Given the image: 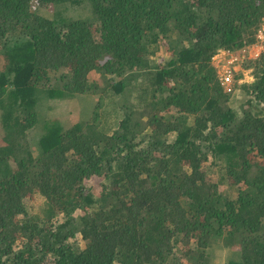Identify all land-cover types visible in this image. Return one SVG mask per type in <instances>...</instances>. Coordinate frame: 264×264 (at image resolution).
<instances>
[{"label":"trees","instance_id":"1","mask_svg":"<svg viewBox=\"0 0 264 264\" xmlns=\"http://www.w3.org/2000/svg\"><path fill=\"white\" fill-rule=\"evenodd\" d=\"M263 18L264 0H0V264H264V49L230 91L212 62ZM75 96L86 119L47 114Z\"/></svg>","mask_w":264,"mask_h":264},{"label":"rangeland","instance_id":"2","mask_svg":"<svg viewBox=\"0 0 264 264\" xmlns=\"http://www.w3.org/2000/svg\"><path fill=\"white\" fill-rule=\"evenodd\" d=\"M47 12L50 11V9L46 10ZM264 37V35H263ZM264 40V39H263ZM263 40H258L256 43L248 46V52L241 57L240 59L233 60L232 63L229 65V69H232V74L234 75V78L242 79V82L248 81L249 78H251L250 75V70L247 68H244L243 62H245L247 59H251L255 57L256 53H260L261 47H262V41ZM235 51H241V49L235 50ZM235 51L232 53L231 57L237 58L238 56H234ZM225 55V54H224ZM224 55L218 57L220 60H223V62H226V59H224ZM215 59L213 63H218L219 61ZM92 76V75H91ZM94 77V76H92ZM83 97V96H82ZM95 98L92 96H85L83 98L75 96L72 98H65L62 100H58L57 102L53 103L52 107L47 110V114L51 115L52 117L58 118L60 121L66 123L69 121H74V120H84L90 113V110L93 106ZM221 188L224 187V185L220 186ZM43 199L41 196H35L34 199H32L28 204H27V210L31 212H36L38 209L42 206ZM226 251L223 252V250L217 251V255L215 260L220 262L221 264L225 263V253Z\"/></svg>","mask_w":264,"mask_h":264},{"label":"built area","instance_id":"3","mask_svg":"<svg viewBox=\"0 0 264 264\" xmlns=\"http://www.w3.org/2000/svg\"><path fill=\"white\" fill-rule=\"evenodd\" d=\"M264 18L261 24V27L258 29L257 32V38L258 40H263L264 37ZM257 40V41H258ZM264 49V40L262 41V47H261V51ZM260 51V52H261ZM234 51H221L220 53L216 54L213 58H212V62H214L215 59H217L218 57L224 55V59H226V62H223V60H220V58H218L217 61H219L218 63H213L215 68H216V72L220 81V85L223 87L224 91H230L232 88V84L234 81V75L232 74V69H229V65L232 63L233 60L236 59H240L241 57H243L246 52H248V48L247 49H241V51L235 52L234 56H238L237 58H233L231 57L232 53ZM258 53L255 54V57H257ZM244 63V62H243ZM243 80L239 79L238 83H241Z\"/></svg>","mask_w":264,"mask_h":264},{"label":"crops","instance_id":"4","mask_svg":"<svg viewBox=\"0 0 264 264\" xmlns=\"http://www.w3.org/2000/svg\"><path fill=\"white\" fill-rule=\"evenodd\" d=\"M250 80H251V78L248 79V81H250Z\"/></svg>","mask_w":264,"mask_h":264},{"label":"clouds","instance_id":"5","mask_svg":"<svg viewBox=\"0 0 264 264\" xmlns=\"http://www.w3.org/2000/svg\"><path fill=\"white\" fill-rule=\"evenodd\" d=\"M252 78V77H251Z\"/></svg>","mask_w":264,"mask_h":264}]
</instances>
